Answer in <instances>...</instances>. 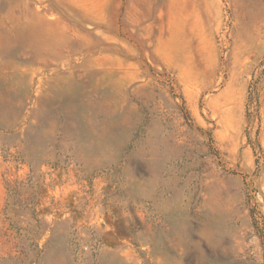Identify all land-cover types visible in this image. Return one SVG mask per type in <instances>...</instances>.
Returning <instances> with one entry per match:
<instances>
[{
    "label": "rangeland",
    "instance_id": "1",
    "mask_svg": "<svg viewBox=\"0 0 264 264\" xmlns=\"http://www.w3.org/2000/svg\"><path fill=\"white\" fill-rule=\"evenodd\" d=\"M0 264H264V0H0Z\"/></svg>",
    "mask_w": 264,
    "mask_h": 264
}]
</instances>
